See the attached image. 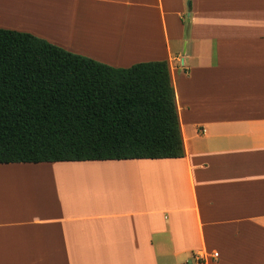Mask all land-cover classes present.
I'll list each match as a JSON object with an SVG mask.
<instances>
[{
	"label": "crops",
	"instance_id": "obj_1",
	"mask_svg": "<svg viewBox=\"0 0 264 264\" xmlns=\"http://www.w3.org/2000/svg\"><path fill=\"white\" fill-rule=\"evenodd\" d=\"M0 14L113 67L166 61L184 152L0 164V264H264V0H0Z\"/></svg>",
	"mask_w": 264,
	"mask_h": 264
},
{
	"label": "trees",
	"instance_id": "obj_2",
	"mask_svg": "<svg viewBox=\"0 0 264 264\" xmlns=\"http://www.w3.org/2000/svg\"><path fill=\"white\" fill-rule=\"evenodd\" d=\"M183 153L166 61L118 68L0 28V164Z\"/></svg>",
	"mask_w": 264,
	"mask_h": 264
},
{
	"label": "rangeland",
	"instance_id": "obj_3",
	"mask_svg": "<svg viewBox=\"0 0 264 264\" xmlns=\"http://www.w3.org/2000/svg\"><path fill=\"white\" fill-rule=\"evenodd\" d=\"M9 22H11V20L4 19L2 14H0V28L7 29L6 27L3 26V24L4 23H9ZM14 23H18V21H15Z\"/></svg>",
	"mask_w": 264,
	"mask_h": 264
},
{
	"label": "bare ground",
	"instance_id": "obj_4",
	"mask_svg": "<svg viewBox=\"0 0 264 264\" xmlns=\"http://www.w3.org/2000/svg\"><path fill=\"white\" fill-rule=\"evenodd\" d=\"M3 12V11H2ZM93 253H96L94 250H91ZM99 253V252H98ZM99 255V254H98ZM96 258H97V255H95L94 254V258H93V260H96ZM86 259V258H85ZM81 260H83V261H85L84 259H81ZM87 261V260H86ZM90 261V260H89Z\"/></svg>",
	"mask_w": 264,
	"mask_h": 264
}]
</instances>
